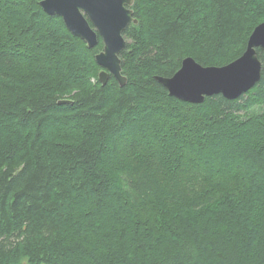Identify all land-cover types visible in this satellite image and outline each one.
<instances>
[{
	"label": "trees",
	"instance_id": "16d2710c",
	"mask_svg": "<svg viewBox=\"0 0 264 264\" xmlns=\"http://www.w3.org/2000/svg\"><path fill=\"white\" fill-rule=\"evenodd\" d=\"M131 8L138 22L123 32L120 86L112 75L98 80L100 36L89 48L40 0H0V264H264V243L245 249L228 220L206 218L227 197L259 204L264 109L237 113L264 102V72L245 95L200 104L155 79L186 56L203 66L238 58L264 22V0ZM228 145L253 148V178L241 156L219 162Z\"/></svg>",
	"mask_w": 264,
	"mask_h": 264
},
{
	"label": "water",
	"instance_id": "95a60500",
	"mask_svg": "<svg viewBox=\"0 0 264 264\" xmlns=\"http://www.w3.org/2000/svg\"><path fill=\"white\" fill-rule=\"evenodd\" d=\"M134 0H42V9L49 15H61L67 29L84 40L90 48L100 35L103 49L95 55L96 63L103 69L98 75L105 84L111 74L123 86L127 79L121 74L119 52L126 46L123 31L136 22L133 11L126 7ZM87 15L97 31L90 27ZM263 50L264 23L255 27L247 39L246 50L239 58L221 67L197 64L192 57L184 59L182 67L170 77L155 76L170 96L190 103H201L206 96L216 94L235 99L251 88L264 72L254 48ZM69 100H60L59 104Z\"/></svg>",
	"mask_w": 264,
	"mask_h": 264
},
{
	"label": "rangeland",
	"instance_id": "374dc122",
	"mask_svg": "<svg viewBox=\"0 0 264 264\" xmlns=\"http://www.w3.org/2000/svg\"><path fill=\"white\" fill-rule=\"evenodd\" d=\"M135 19H136V22H131L125 28V30L130 26L137 25L138 20H137V18H135ZM124 38H125V36H124ZM129 42H130V40H129ZM126 44H127V41H126ZM125 49H126V46L119 52L118 57H119L120 53ZM119 59H120V57H119ZM120 65H121V59H120ZM101 71H99V73ZM99 73H98V75H99ZM256 83L254 84V86L256 85ZM254 86H252L251 88H253ZM251 88H249L247 91L241 93L237 98L241 97L242 95H245ZM206 97H208V96H206ZM237 98H235V99H237ZM61 100H68V98H63ZM203 101L201 103H203ZM263 105H264V102H260V105H256L255 107L248 110L247 112L240 111L241 113H237V114H240L241 119H244V118L247 119L249 116H252L254 113L257 114V111L264 109ZM137 118L134 120V125L132 128L134 130H139L142 126L140 124L143 123L144 121H146V120L142 119L141 117H140V119H137ZM217 144L218 143H216V145ZM252 149L249 148L247 150H244L243 151L244 154H241L240 152L236 151L234 149V147H230L228 145L227 147L222 148L220 150L219 155H217L218 160L220 163L223 161V162H225L224 164H227L230 160H235L238 156H241V158L244 160V162H246L247 167H248L247 171H246L247 176L249 178L250 177L253 178L252 175L254 174V171H255L254 166L257 167V163L254 160L253 154L251 153V152H253ZM253 160H254V162H253ZM247 162L249 163V165ZM258 167L262 168L264 170V166H262L261 163L258 165ZM238 190H239L240 194L243 195L244 197L247 194H252V192L250 190L249 191L246 190V188H239ZM254 196L257 197V201H259L258 206H256V205L240 206L239 204H236L235 202L231 201V198L227 197L225 201L222 199L215 206L210 207L208 209L207 215H206V218H214L215 220H217V219L220 220L224 217L226 220H228L231 223V228H232L230 231V236L232 237V239L234 241H237L238 236L241 235L243 238L242 244L246 247L245 249L250 248L254 244L258 245L261 242L264 243V202L260 200V198H263V196H264V191H257L256 193H254ZM198 221L199 220H197L195 217H193L190 224H188L187 227L190 230H193V231L196 230ZM221 240L222 241H219L220 244H222V246H227V243L223 242V241H225V238L223 237ZM215 241H217V240L210 241V242L213 243ZM221 260L222 259L218 258L217 262L219 264H223L222 262H219Z\"/></svg>",
	"mask_w": 264,
	"mask_h": 264
},
{
	"label": "bare ground",
	"instance_id": "6f19581e",
	"mask_svg": "<svg viewBox=\"0 0 264 264\" xmlns=\"http://www.w3.org/2000/svg\"><path fill=\"white\" fill-rule=\"evenodd\" d=\"M41 1L42 0H40V6H41V8H43L42 7V4H41ZM134 2V1H133ZM133 5V4H132ZM132 5H126V7L127 8H129V9H131L132 10ZM44 11V10H43ZM133 11V10H132ZM45 12V11H44ZM46 13V12H45ZM58 16H60L61 18H62V20H63V23H64V25H65V27H67V25H66V21H65V19L63 18V16H61V15H59V14H57ZM85 15V18L87 19V21L89 22V24H90V27L93 29V30H95V31H97V29L94 27V25L90 22V20L88 19V17H87V15L86 14H84ZM262 23H264V22H262ZM261 24V23H260ZM259 25V24H258ZM257 25V26H258ZM256 27V26H255ZM255 27H254V29H255ZM254 29L252 30V32H251V34L253 33V31H254ZM69 31V30H68ZM70 32V31H69ZM250 34V35H251ZM74 35V34H73ZM249 35V36H250ZM98 36H100V35H98ZM86 43V42H85ZM246 45H247V42H246ZM255 49V51H256V55H257V49H259L260 51H261V54H262V59H263V62L259 59V57H258V55H257V58H258V60L260 61V63H261V67L263 68L264 67V56H263V50L261 49V48H259V47H256V48H254ZM245 50H246V46H245ZM244 50V51H245ZM244 53V52H243ZM242 53V54H243ZM242 54L240 55V56H242ZM239 56V57H240ZM187 57H189V56H186V57H184L182 60H181V62H180V66H179V68L176 70V72L177 71H179L180 69H181V67H182V64H183V61H184V59H186ZM238 57V58H239ZM237 59V58H236ZM234 61V60H233ZM232 62V61H231ZM230 63V62H229ZM197 64H199L200 65V63H198L197 62ZM228 64V63H227ZM227 64H225V65H227ZM224 66V65H223ZM215 67H221V66H215ZM263 72V70L261 71V73ZM121 74H122V72H121ZM123 75V74H122ZM123 76H125V75H123ZM172 76V75H171ZM126 77V76H125ZM170 77V76H169ZM127 79V78H126ZM254 86V85H253Z\"/></svg>",
	"mask_w": 264,
	"mask_h": 264
}]
</instances>
